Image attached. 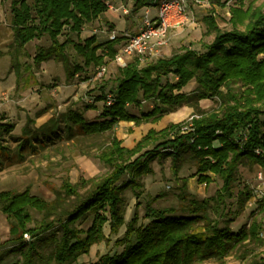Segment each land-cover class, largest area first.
I'll use <instances>...</instances> for the list:
<instances>
[{
    "label": "trees",
    "instance_id": "trees-1",
    "mask_svg": "<svg viewBox=\"0 0 264 264\" xmlns=\"http://www.w3.org/2000/svg\"><path fill=\"white\" fill-rule=\"evenodd\" d=\"M108 1L11 0L13 40L9 50L0 53L11 56L10 69L20 78L26 45L48 37L50 45L37 47L33 65L40 67L49 60L61 62L66 80L72 82L86 69L106 64L105 55L114 59L116 45L124 38L100 43L96 35L81 37L86 24L108 11ZM238 2L231 8L230 29H222L213 14L205 18L206 34L214 33L215 37L212 42L203 43V51L182 47L169 57L145 64L133 58L120 67L113 103L108 105L107 94L102 95L105 105L98 120L88 121L83 112L70 110L38 129L28 125L23 128L26 137L21 148H35L34 140L43 136L44 147L47 139L53 140L61 130L69 137L75 136V129L85 136L108 133L97 157L110 170L100 177H82L77 183L66 179L55 190L52 201L33 195L28 189L0 192L1 210L11 221V251L22 255L21 264H36L49 245L50 260L74 264L94 244L110 240L104 232L107 223L110 235H118L126 224L124 194L129 189L140 194V179L152 173L151 163L157 157H171L175 172L187 159L196 160L202 182H211L208 173L212 172L223 180V185L212 199L193 200L194 207L188 214L149 206L146 216L152 220L142 226L138 225L136 212L126 225L124 237L116 242L125 245V250L121 254H105L92 264H202L209 259L225 263L234 251L242 252L238 257L245 260L251 245L261 247L262 251L249 264H264V197L258 201L262 219L253 220L238 231L230 227L233 219L227 218L226 225L220 226L207 211L212 207L220 213L221 205L234 196L240 166L259 164L264 168V161L254 152L264 145V11L252 3L246 6L245 0ZM150 5L151 0L135 3L136 9ZM70 46L83 58V63L71 61ZM103 46L106 53H99ZM26 67L31 70L32 65ZM171 74L176 82L164 81ZM194 79L197 86L192 92H180ZM214 98L219 103L217 109L208 111L201 107L202 100ZM144 100L152 102L153 108L140 115L132 113L129 106H141ZM183 106L193 108L191 123H170L161 130L152 128L131 148L116 135L121 121H132L137 126L155 123ZM29 122L34 121L29 118ZM189 124L193 129L183 132ZM14 127L13 123H0L2 153L7 149L5 133ZM252 197L253 191L246 187L238 192V212L245 210ZM31 209L43 214L42 221L34 227L29 226L33 221ZM91 216L89 227L79 226ZM27 233L34 239L27 241Z\"/></svg>",
    "mask_w": 264,
    "mask_h": 264
},
{
    "label": "rangeland",
    "instance_id": "rangeland-1",
    "mask_svg": "<svg viewBox=\"0 0 264 264\" xmlns=\"http://www.w3.org/2000/svg\"><path fill=\"white\" fill-rule=\"evenodd\" d=\"M136 1L113 0V3L118 7L130 8L131 12L128 15L132 16L130 19L135 21L132 25H138L139 29L143 18L138 16L140 9H136ZM244 3L246 6L252 3L264 11V0H245ZM236 5H239L238 0H201L200 2L190 0L189 21L182 27L172 29L168 35L167 43L155 56L148 57L145 63L169 57L182 47L203 51V43L212 42L215 37L214 33L206 34L208 26L205 18L213 14L222 29H230L231 8ZM152 8L156 10L158 5ZM11 17V0H0V52L3 53L9 50V45L13 40V32L10 27ZM105 24V19L104 22L100 20L93 24L89 23V28L82 31L84 33L81 34V37L87 38L92 33L99 35L97 39L98 42L101 41V35L104 34L101 30H111ZM129 31L123 32V35L127 32H137L136 29L134 32ZM116 32L119 37H122L118 31ZM73 37L76 38L74 35ZM62 39H65V35ZM50 43V39L44 37L26 45L25 55L21 58L24 64L21 67L20 78H17L15 72L10 69L9 60L0 53V123L15 125L11 132L5 133L6 151L3 153L0 151V192H22L28 189L33 195L47 201L55 199V190L60 189L66 179L77 183L82 177L86 179L100 177L109 172V167L97 157L109 135L107 133L104 136H85L79 134L75 129V136L69 137L65 130H61L59 134L54 135L53 140L47 139L44 147H42V141L45 140L43 136L34 140L35 148L29 145L21 148L20 145L26 137L23 128L28 125L30 129H38L51 119H58L63 113L70 110L83 112L88 121L98 120L105 105V100L101 97L105 94H113L118 85L119 68L122 67L114 59L105 55L106 64L103 65L107 66V72L102 78L94 79L96 68L91 67L84 73L78 74L74 81L69 82L66 80L65 69L61 62L49 60L43 62L40 67L33 65L37 47L48 46ZM120 44L121 42L116 47ZM68 53L71 61L83 63V58L77 55L72 46L68 48ZM99 53H106L105 46L99 50ZM26 65H32L31 70H28ZM163 79L164 81L169 79L172 82L177 80L173 74ZM196 86L197 82L194 79L180 92H192ZM89 105H94L95 108H87ZM200 105L208 111L219 107L217 98L204 99ZM152 108L153 103L145 100L141 106H129L131 112L136 115ZM193 112V108L183 106L155 123L137 126L132 121H121L115 132L123 140V144L131 148L152 128L161 130L170 123L185 121L191 123ZM29 118L34 122L28 123ZM215 143L217 145V142ZM151 168L153 169L152 173L145 174L140 179L143 186L138 190L139 195L132 189L127 190L124 194L126 224L121 228L119 234L110 235V226L107 223L104 232L110 240L94 244L90 252L81 255L74 264H92L105 254H121L125 250V245H119L116 242L124 237L126 225L136 212L139 215L138 225L142 226L148 225L152 220L146 216L149 206L172 208L177 214H188L194 207L193 200L201 202L205 199H212L223 185V180L212 172L208 173L212 177V181L202 182L199 179L197 162L191 158L180 166L178 172L174 171L171 157L155 158L151 163ZM261 171L264 172V168L259 164L240 166L238 180L233 187L234 196L227 198L226 203L219 208L223 216L209 207L207 211L210 217L219 221L220 226L226 225L227 218L233 219L230 227L234 231H238L245 225L249 226L255 219L261 220L263 214L258 212V201L264 197V180H260L258 177V173ZM245 187L253 191V197L247 203L245 210L238 212V192ZM213 204L214 201L211 200V205ZM31 213L33 221L29 226L34 227L42 221L43 214L34 209H31ZM91 220L92 216L87 221L79 223V226L87 228L90 226ZM10 226L11 221L2 212L0 205V264H21L23 262L22 255L11 251L14 244ZM199 231L203 232L204 230L200 229ZM27 234L28 237L25 235L27 241L34 239L31 233ZM50 247V245L46 247L43 259L39 258L36 264H57L49 259L52 248ZM249 249L251 251L245 260L238 257L242 252L234 251L227 257L225 263L209 259L202 264H249L262 251V248L251 245Z\"/></svg>",
    "mask_w": 264,
    "mask_h": 264
},
{
    "label": "built area",
    "instance_id": "built-area-1",
    "mask_svg": "<svg viewBox=\"0 0 264 264\" xmlns=\"http://www.w3.org/2000/svg\"><path fill=\"white\" fill-rule=\"evenodd\" d=\"M200 2L201 0H195ZM190 0H151V6L148 11L143 15L141 27L136 33H125L123 35V42L119 47L116 55L115 62L125 67L130 60L138 58L141 63H145L148 57L155 56L161 48L167 43L168 35L174 28L182 27L189 21V8ZM108 10L113 12H122L128 15L131 10L128 7L116 6L113 1H108ZM158 5L157 15L152 16L150 9ZM108 38L115 40L119 36L114 30H106ZM107 72V66H99L96 68L93 78H102ZM113 94H107V104L113 103ZM192 125L189 124L183 127V132L191 131ZM256 155H258L264 161V145L256 147L254 149ZM258 177L260 180H264V172H259ZM28 237V234H25ZM264 236V231L261 232Z\"/></svg>",
    "mask_w": 264,
    "mask_h": 264
},
{
    "label": "crops",
    "instance_id": "crops-1",
    "mask_svg": "<svg viewBox=\"0 0 264 264\" xmlns=\"http://www.w3.org/2000/svg\"><path fill=\"white\" fill-rule=\"evenodd\" d=\"M148 8L149 7H147V6H145V7H143V8H141L140 10H139V12H138V16H142L143 17V15L148 11ZM150 13H151V15L152 16H155V15H157V9L156 10H154L153 8H151L150 9ZM130 17H132V16H130V15H125V14H123L121 11L120 12H113V11H111V10H108V11H106L104 14H102L97 20H95L94 22H92V23H90V24H93V23H95V22H100V20H101V22L103 21L104 22V19H105V21H106V24L105 25H107L109 28H111V30H116V31H118V33L120 34V36H123V32H126V31H131V32H134L135 31V29L138 31L139 29H138V25H132L135 21H134V19H130ZM127 19H130L129 21H127ZM131 26H134V27H131ZM85 28H89V25L88 24H86L85 26H84V28H83V30L85 29ZM139 28H140V25H139ZM104 34H102L101 35V38H102V40L101 41H99V42H101V43H105V42H107L108 40H109V38H108V34L105 32V31H103V30H101ZM129 31V32H130ZM84 32H82V34H83ZM122 34V35H121ZM91 35H95V34H92L91 33ZM97 36V35H96ZM99 37V35L97 36V38ZM121 42V44H122V42H123V39L120 41ZM121 44H120V46H121ZM120 46H118V47H120ZM117 47V51H118V48ZM106 51V50H105ZM3 57H5V58H7L8 60H9V65L11 64V57H10V55H7V54H3ZM187 107V106H186Z\"/></svg>",
    "mask_w": 264,
    "mask_h": 264
}]
</instances>
